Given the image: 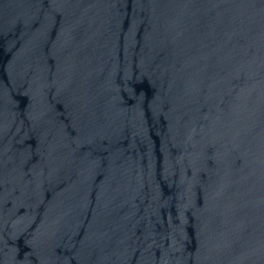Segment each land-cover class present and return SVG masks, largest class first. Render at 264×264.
Here are the masks:
<instances>
[{"label":"water","instance_id":"1","mask_svg":"<svg viewBox=\"0 0 264 264\" xmlns=\"http://www.w3.org/2000/svg\"><path fill=\"white\" fill-rule=\"evenodd\" d=\"M0 264H264V0H0Z\"/></svg>","mask_w":264,"mask_h":264}]
</instances>
